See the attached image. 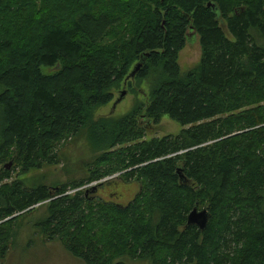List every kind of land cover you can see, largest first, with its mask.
<instances>
[{"label":"trees","instance_id":"obj_1","mask_svg":"<svg viewBox=\"0 0 264 264\" xmlns=\"http://www.w3.org/2000/svg\"><path fill=\"white\" fill-rule=\"evenodd\" d=\"M190 29L202 59L182 75ZM142 61L151 102L96 118ZM140 115L184 128L146 140ZM0 117V165L58 163L73 140L96 154L58 191L2 169L0 222L50 200L45 233L85 264H264V0H0ZM116 173L141 186L127 205L66 194ZM196 207L204 230L188 224ZM16 220L0 225V263Z\"/></svg>","mask_w":264,"mask_h":264},{"label":"rangeland","instance_id":"obj_2","mask_svg":"<svg viewBox=\"0 0 264 264\" xmlns=\"http://www.w3.org/2000/svg\"><path fill=\"white\" fill-rule=\"evenodd\" d=\"M109 42V38L105 40L106 44ZM201 59L202 48L199 42V34L197 30L189 31L185 47L179 56L181 74H187L200 63ZM133 70L132 68L128 79L111 90L114 93V99L110 104L95 111L96 118L110 117L117 120L130 114L135 107L145 106L151 102V92L157 82L158 74L154 73L149 79L138 83L135 76H131ZM48 71L51 72V70ZM123 91H127V95L121 102L117 103ZM141 113L144 114V112ZM141 115L139 119L146 129V140L177 135L184 128L169 116L163 117L161 122L156 124ZM85 142L84 140L77 142L73 140L58 146V163H44L41 166L36 164L35 167H28L20 162L17 163L14 159H9L0 165V172L2 169H8L12 175L9 181H21L25 188L45 184L52 191H58L69 183L72 185L71 180H79L89 172L90 164L96 159V154L93 153L92 147ZM206 145L208 143L201 146ZM181 151L187 152V150ZM9 163H12L11 168L6 167ZM107 178L108 180H105ZM101 182H103V186ZM95 186L97 188L92 189ZM90 189H92L90 191L91 198L94 200L127 205L141 191V186L136 180L124 181L123 173H116L100 181L87 183L85 186L75 188L70 186L66 194L75 196L78 192L87 193ZM49 204L50 200H47L37 204L32 210L23 211L0 222L2 225L1 223L8 222L18 216V220L13 222L16 234L15 242L0 264H85L84 261L69 251L59 237L50 239L49 235L45 233L42 222L49 217ZM124 260L127 264H153L148 260L139 261L131 258H124Z\"/></svg>","mask_w":264,"mask_h":264},{"label":"water","instance_id":"obj_3","mask_svg":"<svg viewBox=\"0 0 264 264\" xmlns=\"http://www.w3.org/2000/svg\"><path fill=\"white\" fill-rule=\"evenodd\" d=\"M209 7L214 8V10H216V5L213 2H210L208 4ZM193 30V29H191ZM143 66V61L140 62L139 64H137V66L135 67V69L133 70V73L131 74V76H136L137 72L142 68ZM127 95V91H123L121 93L120 98L118 99L117 103L121 102L124 97ZM12 163H9L8 165H6L7 168H11ZM178 173H180V171H177ZM105 180H108L105 179ZM182 180H185L184 177H182ZM101 185L103 186V182H101ZM97 187H93L92 189H96ZM92 189L87 191V194L90 193V191H92ZM210 212L207 208H203V209H199L198 207H196L195 209H193V211L188 215V224L190 225H197L201 230H204L209 222L210 219Z\"/></svg>","mask_w":264,"mask_h":264}]
</instances>
